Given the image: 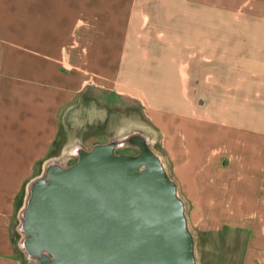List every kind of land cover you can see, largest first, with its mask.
Here are the masks:
<instances>
[{"label":"crops","instance_id":"crops-1","mask_svg":"<svg viewBox=\"0 0 264 264\" xmlns=\"http://www.w3.org/2000/svg\"><path fill=\"white\" fill-rule=\"evenodd\" d=\"M88 88L138 101L183 195L243 213L242 264H264V0H0V264H22L18 196Z\"/></svg>","mask_w":264,"mask_h":264},{"label":"water","instance_id":"water-1","mask_svg":"<svg viewBox=\"0 0 264 264\" xmlns=\"http://www.w3.org/2000/svg\"><path fill=\"white\" fill-rule=\"evenodd\" d=\"M141 131L71 147L27 185L19 246L33 264H197L178 183ZM136 153H118L123 147Z\"/></svg>","mask_w":264,"mask_h":264},{"label":"rangeland","instance_id":"rangeland-1","mask_svg":"<svg viewBox=\"0 0 264 264\" xmlns=\"http://www.w3.org/2000/svg\"><path fill=\"white\" fill-rule=\"evenodd\" d=\"M134 130L151 136L152 148L161 156L169 176L174 179L172 162L168 161L162 147V134L150 124L139 102L128 96L100 89H86L73 103L60 111V130L47 156L49 159L59 158L65 147L80 144L89 149L94 143H104ZM117 152L134 154L136 150L128 146L119 148ZM74 160V157L70 156L63 161L70 164ZM40 168L37 167V172ZM178 190L185 200L188 224L195 238L197 264H242L245 250L253 247L252 244L249 245V236L253 232L239 228L243 223L235 219L242 218L243 213H212L211 199L204 203V212H199L200 208H196L192 201L183 195L179 185ZM23 201L24 191H21L11 231L21 263L33 264L19 246L22 236L18 228L19 210ZM259 246H254L257 254L264 253V247Z\"/></svg>","mask_w":264,"mask_h":264},{"label":"bare ground","instance_id":"bare-ground-1","mask_svg":"<svg viewBox=\"0 0 264 264\" xmlns=\"http://www.w3.org/2000/svg\"><path fill=\"white\" fill-rule=\"evenodd\" d=\"M72 146V145H71ZM71 146H68V147H65L64 148V150H63V152H62V154L59 156V158L60 159H62V161L64 160V161H66V159L68 158V157H70L71 155H70V152H71ZM74 146V145H73ZM72 146V147H73ZM63 161V162H64Z\"/></svg>","mask_w":264,"mask_h":264}]
</instances>
